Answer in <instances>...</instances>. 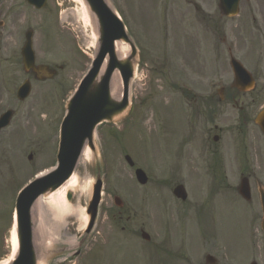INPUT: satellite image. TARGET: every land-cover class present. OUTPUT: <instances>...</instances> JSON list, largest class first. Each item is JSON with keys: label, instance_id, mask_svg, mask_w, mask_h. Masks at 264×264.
<instances>
[{"label": "flooded vegetation", "instance_id": "flooded-vegetation-1", "mask_svg": "<svg viewBox=\"0 0 264 264\" xmlns=\"http://www.w3.org/2000/svg\"><path fill=\"white\" fill-rule=\"evenodd\" d=\"M184 1L187 6L184 17L187 28L183 30L189 37L185 39L190 44L184 43V47L181 45V51L175 48L172 52L171 48L167 71L163 65L156 66L159 63H155L152 55L141 58L143 65L146 62L154 64V68L150 69L152 73L165 72L169 80L172 96L169 117L175 143H168L166 165L158 162V143H151L152 163L149 166L133 161L134 164H128L131 171V181L128 184L122 183L118 187L115 182H109L111 202L106 217L111 224L102 245L93 246L95 243L92 242V246L81 251L82 234L71 252H64L55 247L57 242H51L50 252L43 256L44 264H101L102 259L103 264H110L109 249L121 246L125 238L134 242L131 260L136 258L141 264L152 261L156 264H173L177 253L183 255L182 259L186 263L207 264L205 260L193 263L189 254L184 255V245L181 241L176 242V237L170 234L171 225L185 216L190 218L191 215V221L196 224L203 222L205 209L215 210L213 206L223 193L231 196L233 203L241 201L246 208H250L252 197H257L259 201V191H264V132L256 119L264 108V1L260 18L255 10V0L240 1L238 14L229 17L218 9V0L215 4L218 11L215 13L207 11L204 0ZM241 14L244 18L236 19L235 28L231 29L227 38L224 23ZM0 24L3 26V21ZM22 45L19 40V44L15 46L18 53L13 50L10 57L12 64L18 63L23 68ZM80 56L78 52L74 56L75 60L79 61ZM232 60L238 61L249 72L251 79L248 84L242 77H235L231 68ZM44 65L47 64L39 62L35 63L33 70H24L23 79L46 81L42 80L44 74L40 67ZM52 68H58V71L62 69L61 66ZM52 68L50 70L54 77L57 70ZM9 76L10 72L6 79L3 80V76L1 78L3 94H0V116L7 111L11 112L7 124L0 128L1 194H8L18 174L33 167V154L30 152L33 145L28 137L30 112L27 107H19L26 100L16 101V79L13 75L11 78ZM261 81L263 84L257 90L256 83ZM121 152L124 153L123 156L131 155L134 159L125 148ZM136 168L142 169L146 174L145 182L133 179ZM241 180H245L249 186L251 197L248 200L239 194ZM105 185L102 180L103 191ZM160 185L171 192L176 208L169 209L168 215L172 221L168 218L163 220L164 212H161V207L166 192L161 194V204ZM177 186H180L181 196L185 195V199L172 194ZM57 191L44 196V201L51 199L50 196L57 194ZM136 192L140 194V198ZM120 194L124 195L123 198ZM64 198L67 204L79 206L75 192L66 190ZM88 198L87 193L84 205ZM167 199L165 202L169 204ZM14 201L15 193L12 206ZM45 202L41 205V211L47 217L52 209ZM147 210H150V214ZM248 212V225L259 224L257 215L251 210ZM32 217L34 218V214L31 219ZM95 227L96 224L84 235H91ZM44 240L47 242L46 238ZM127 247L131 248L132 244Z\"/></svg>", "mask_w": 264, "mask_h": 264}, {"label": "rangeland", "instance_id": "rangeland-1", "mask_svg": "<svg viewBox=\"0 0 264 264\" xmlns=\"http://www.w3.org/2000/svg\"><path fill=\"white\" fill-rule=\"evenodd\" d=\"M183 1L105 0L125 23L127 33L137 48L140 59L152 55L151 58L155 63H159L156 66L164 65L165 71L169 67L168 57L171 48L172 52L175 48L181 51L182 46H185L184 43L190 44L185 39L189 37L183 30L187 28L184 18L187 7ZM263 1L255 0L258 18L262 17ZM204 2L208 12L218 11L215 5L216 0H204ZM79 10V5L71 0H47L44 7L38 11L27 6L25 0H0V21H3V26L0 27V94H3V80L8 77L9 72V77L13 75L16 79V88L23 81L24 71L20 64H12L10 54L13 50L18 53V48L16 49L15 46L19 44V40L20 43L24 42V32L27 29L33 31L32 47L36 58L35 63L43 62L51 67H62L59 71L57 69V74L50 80L41 82L30 79V94L26 103L19 105V107H27L30 112L28 137L33 145L30 151L33 154V167L30 166L28 170L16 175L8 194L7 192L0 193V261L7 259L11 251L9 239L12 228V225L10 227V212L13 194L32 176L34 171L54 163L55 124L64 113L66 99L72 93L92 58V53L88 54L84 47V22ZM243 18L241 14L224 23L227 38H229L231 29L235 28L236 19ZM207 44L209 45L210 42ZM78 52L81 54L80 60L75 62L74 56ZM145 64L143 65L140 60L139 66L135 65L136 77L133 81L131 80L129 88L130 110L110 123L100 124L94 132L93 143L98 149L99 157L79 161L76 165L75 172L79 188L76 189L75 194L78 197L79 206L84 205L87 186L90 181L93 183V178L97 173L102 175L106 185L101 193L95 221L96 227L91 235H84L80 214L71 212V214L64 215V227L60 229L62 237H59L57 243L54 244L56 248L64 252L73 251L63 244L64 235L77 237V233L82 234L81 251L92 246V242L95 243L93 246H101L105 240L106 231L111 224L110 219L106 217L111 202L109 182L110 184L115 182L120 187V184H128L131 181V171L123 159L124 153L121 152L124 148L132 154L135 163H141L147 167L152 163L153 148L150 144L158 143L160 152L158 162L160 165L164 164L163 166L167 163L168 143H175L169 117L172 100L169 80L165 72L161 74L150 71L154 68L153 63L146 62ZM261 84L263 81L256 83L257 90ZM163 192H166L165 199L170 197L167 199L169 204L165 202V199L162 204L163 195L161 193ZM136 194L140 198V194L137 192ZM123 196L120 194L121 198ZM171 198L170 191L160 185L159 202L162 204L161 212H164L163 220L168 218L172 221L168 215L169 209L176 208ZM211 209H205L204 221L201 223L196 224L191 221L192 215H189L190 218L185 216L176 224L171 225L170 234L176 237V242H182L184 255L189 254L193 263L203 262L205 254L208 253L217 260L215 264H249L251 261L264 264V233L258 224L248 225L249 212L242 202L233 203L232 197L223 193L213 206L215 210ZM247 209L257 215V220L260 219L257 197L255 199L252 197L250 208ZM147 211L150 214V210ZM128 242L129 240L125 238L121 246L109 249L110 264H141L136 258L131 260L134 242ZM128 244H132V247L128 248ZM51 245L49 244V247ZM176 247L182 246L176 245ZM182 256L177 253L173 258V264H189L183 261ZM102 261L104 262V259ZM148 264L156 263L152 261Z\"/></svg>", "mask_w": 264, "mask_h": 264}, {"label": "water", "instance_id": "water-1", "mask_svg": "<svg viewBox=\"0 0 264 264\" xmlns=\"http://www.w3.org/2000/svg\"><path fill=\"white\" fill-rule=\"evenodd\" d=\"M89 12L93 15L97 27V51L91 61L90 67L81 79L76 90L68 99L66 113L61 121L59 130V142L56 154V166L47 173L35 178L25 186L17 196L15 204L17 253L10 264H35L36 251L33 246V231L30 223L29 211L35 199L47 191H52L62 185L72 175L77 160L84 146L94 151L93 134L101 122H112L122 115L129 105V86L133 76L136 50L130 41L124 24L116 12L105 0H84ZM36 8H41L45 0H27ZM239 0H220V7L225 15H235ZM31 31L25 33V44L22 48L24 68H33V51L31 49ZM118 40L127 42L130 54L124 59L115 55L114 45ZM104 69L101 72L103 63ZM236 76L242 77L248 84L250 79L245 69L236 61L232 62ZM117 70L122 83V93L119 99L110 95L109 83L112 73ZM29 82L25 81L17 90V98L23 99L29 93ZM8 117L0 118V127L7 123ZM258 122L264 131V110L258 116ZM129 160L128 157H126ZM135 176L139 182L146 180L145 175L139 169L135 170ZM100 185L98 179L93 185L90 200L86 208L88 223L85 231L88 232L95 219L97 205L100 199ZM181 188L177 187L173 193L181 196ZM245 198L249 197L247 185L242 182L239 190ZM181 198H185L182 195ZM264 230V194L260 197ZM207 261L213 258L208 255ZM250 264H256L252 262Z\"/></svg>", "mask_w": 264, "mask_h": 264}, {"label": "bare ground", "instance_id": "bare-ground-1", "mask_svg": "<svg viewBox=\"0 0 264 264\" xmlns=\"http://www.w3.org/2000/svg\"><path fill=\"white\" fill-rule=\"evenodd\" d=\"M76 2L79 7V14L84 22L83 29V38H84V47L87 50V53H92L97 50V27L93 16H91L90 12L87 9V6L83 0H71ZM89 28V30H88ZM115 55L119 59H124L129 55V46L122 40H118L114 45ZM105 63L101 68V72L104 69ZM136 77V72L133 74L132 81ZM131 81V83H132ZM131 87V84H130ZM110 95L114 99H119L122 93V83L119 74L115 70L110 79L109 83ZM91 160V152L87 146H85L81 152L80 158L78 160L81 162L82 160ZM91 186V181L87 186V193H89V189ZM79 188V183L77 180V173H73L71 177L66 181L65 185L61 187L57 194H52L50 196L51 199L44 201L41 197H39L35 202V210L36 214L33 219V245L37 254V263L36 264H44L43 256L50 252L49 242H57L56 239H59L60 229L64 227L65 214L77 213L82 217V228H84L87 223V215L84 210L80 206H72L67 204L65 201V192L66 190H71L76 192V189ZM45 202L49 207H51V211L47 217L43 216L42 211L40 210L41 204ZM65 239L63 240V244L67 248H73L76 246L77 241L76 238L72 235H64ZM47 242H45V239ZM10 254L7 259L1 260L0 264H8L13 256L15 255L17 248V239L15 228L12 227L10 232Z\"/></svg>", "mask_w": 264, "mask_h": 264}]
</instances>
